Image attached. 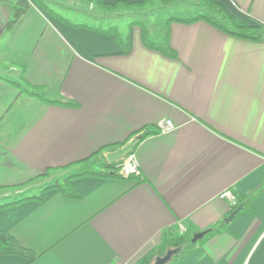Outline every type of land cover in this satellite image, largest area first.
I'll use <instances>...</instances> for the list:
<instances>
[{
    "label": "crops",
    "instance_id": "crops-1",
    "mask_svg": "<svg viewBox=\"0 0 264 264\" xmlns=\"http://www.w3.org/2000/svg\"><path fill=\"white\" fill-rule=\"evenodd\" d=\"M104 1H124L109 11L116 16L152 2ZM212 1L264 28V0ZM0 17V64L11 73L0 74V206L59 179L58 169L101 151L106 160L151 133L134 152L140 178L87 176L75 182L80 199L54 189L0 209V231L35 255H0V264H136L171 233L211 229L181 264H264V36L174 21L172 58L146 46L142 31L132 30L122 53L114 36L60 24L31 2L9 30L10 14ZM164 121L174 129L162 135ZM226 191L243 206L230 223Z\"/></svg>",
    "mask_w": 264,
    "mask_h": 264
},
{
    "label": "trees",
    "instance_id": "trees-1",
    "mask_svg": "<svg viewBox=\"0 0 264 264\" xmlns=\"http://www.w3.org/2000/svg\"><path fill=\"white\" fill-rule=\"evenodd\" d=\"M39 1V0H36ZM89 2L96 3L97 6L102 8L106 11H112L116 10L124 1H119L115 4H107L104 0H87ZM177 0H162V2L166 5L173 3ZM148 0H145L142 3H133L129 4L130 6H137L142 4H147ZM207 7L215 10H219L222 13V16L215 17L212 15H206V14H200L196 15L189 19H176V18H169L167 21V30L166 33L162 34V37L156 41H149L147 37V33L143 31V38L144 43L146 46L150 48L157 49L158 51L162 52L164 55L175 58L177 56L175 50L170 46L169 42V26L170 23L177 21L182 23L191 24L198 21H205L215 28L233 36L251 39V40H259L262 39L264 36V33L260 31V29H264L258 24L255 25H248L245 23L240 22L237 18L232 16L222 5L213 2L212 0H204ZM40 3V2H39ZM41 4V3H40ZM42 5L45 7V10H47L56 20L59 22H62L63 24L70 26L72 28H83L86 30H90L92 32L104 35V36H114L117 42L119 43L121 47L122 53H128L131 49L132 44V30L131 33L124 39L121 36V33L116 27H111L109 29H101L96 27H91L88 25H75L71 22L67 21L66 19H63L56 13H54L52 10L47 8L43 3ZM0 12H4L10 14L12 17L11 19L7 20L5 22L6 29L9 30L14 26V24L22 18L30 9V1L29 0H0ZM146 31V30H145ZM0 78L4 79L0 76ZM8 81L7 79H4ZM12 85L17 87L21 90V92L27 93L33 97L39 98L49 104H57L60 106L68 107V108H78L79 105L72 101H48L46 100V96L44 92L39 90H31L30 88L26 87L25 85H22L21 83L17 81H9ZM151 133H146L144 136L139 137L136 142L132 145V147L128 150V155H131L135 152L136 148L139 146V144ZM102 152V151H101ZM83 161L80 163H77L75 165H71L69 167H66L64 169H58V171H63L64 175L56 179L55 181H52L48 184H46L42 190V194L38 197H22L20 199H16L14 202L10 204L1 205L0 209L9 208L18 204H21L26 201H43L46 197V194L50 190H59L61 194H63L65 197L70 199H80L82 197V193L77 190L75 186V182L78 179L92 176V177H99V178H119V179H125L122 176L118 174V167L122 165L124 162L123 160L119 161L116 164H109L105 158L100 159L95 164H91V161L93 159H96L99 154ZM127 155V156H128ZM53 171H48L46 175L43 177L47 178L50 177V174ZM129 179L134 180L135 177H130ZM241 203L238 202V206L235 208H232V212L238 210L241 208ZM217 231V229H211L206 231L207 235L213 234ZM198 233L189 232L186 231L182 234L177 233H171L168 235V237H165L163 240V243L160 247L152 250L147 255H145L142 259L138 261L137 264H154L156 259L158 257H163L166 255V253L170 250H178V253L175 254L172 258V260L168 264H181L183 260H185L193 251V249L196 247L197 243L194 244L192 242L194 236ZM0 255H17L24 258H34L35 255L22 248L19 243L16 241L15 238H13L10 234H8L5 231H0Z\"/></svg>",
    "mask_w": 264,
    "mask_h": 264
},
{
    "label": "rangeland",
    "instance_id": "rangeland-1",
    "mask_svg": "<svg viewBox=\"0 0 264 264\" xmlns=\"http://www.w3.org/2000/svg\"><path fill=\"white\" fill-rule=\"evenodd\" d=\"M29 1L45 10V7L42 5L43 3L54 13L75 25H88L101 29L116 27L123 38H126L128 34L131 33V30L135 29V31H142V33L144 31L145 33H147L148 39L150 38L149 40L151 41H156L160 38V35L163 32L164 23L170 17H191L200 14L212 15L215 17L222 16V13L219 10L207 7L204 0H177L168 5L160 2V0H152L149 5L144 7V10L139 9L136 12L125 11L121 16H116L121 12L111 14L109 11L103 10L102 8L97 6L96 3L89 2L87 0ZM91 5H94L93 8L96 6L95 9L91 10ZM45 11L48 12L47 10ZM48 14L51 15L49 12ZM0 18L3 19L4 17ZM51 18H53L56 22L63 24L62 22L56 20L53 16ZM9 69V67L0 64V74L2 73L6 76H11ZM53 97L54 96L51 95V97L49 98ZM103 156V153L100 154L97 159L91 161L90 165L94 164L95 167L97 161H99L100 157ZM55 175L60 178L64 175V172L58 171L55 173ZM44 182L45 181L42 180L35 184L29 185V187H26L25 189H29V191L25 192L23 197L40 196L45 186L43 184ZM177 234H182V232L179 231Z\"/></svg>",
    "mask_w": 264,
    "mask_h": 264
},
{
    "label": "built area",
    "instance_id": "built-area-1",
    "mask_svg": "<svg viewBox=\"0 0 264 264\" xmlns=\"http://www.w3.org/2000/svg\"><path fill=\"white\" fill-rule=\"evenodd\" d=\"M173 129L174 127L170 121H164L160 124V130L162 135L170 133ZM120 152H122L124 155V162L118 167V174L125 179H129L130 177L140 178L142 173L139 168V164L135 159V154L133 153L131 155H128V150H122ZM220 198L222 200L228 201L231 208H235L238 206L237 198L231 191H226L222 193Z\"/></svg>",
    "mask_w": 264,
    "mask_h": 264
},
{
    "label": "water",
    "instance_id": "water-1",
    "mask_svg": "<svg viewBox=\"0 0 264 264\" xmlns=\"http://www.w3.org/2000/svg\"><path fill=\"white\" fill-rule=\"evenodd\" d=\"M123 158H124V155H123V153L120 152V151L112 152V153H109V154L106 155V161H107L109 164H116V163H118L119 161L123 160ZM240 210H241V208L238 209V210H236V211H234V212L230 215V217L226 219V223H230V222H232V221L235 219V217L237 216V214L240 212ZM206 234H207L206 231H205V232H202V233H198V234H196V235L194 236L192 242H193L194 244H196V243L202 241V240L205 238ZM177 253H178V250H170V251H168V252L166 253L165 256H163V257H158V258L156 259V261H155L154 264H168V263L172 260L173 256H174L175 254H177Z\"/></svg>",
    "mask_w": 264,
    "mask_h": 264
}]
</instances>
